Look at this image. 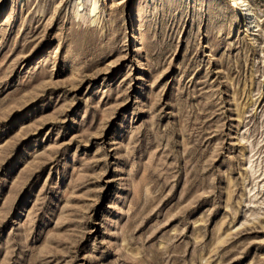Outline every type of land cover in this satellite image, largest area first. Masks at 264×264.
I'll list each match as a JSON object with an SVG mask.
<instances>
[{"label":"rangeland","instance_id":"374dc122","mask_svg":"<svg viewBox=\"0 0 264 264\" xmlns=\"http://www.w3.org/2000/svg\"><path fill=\"white\" fill-rule=\"evenodd\" d=\"M246 1L0 0V264H264Z\"/></svg>","mask_w":264,"mask_h":264},{"label":"bare ground","instance_id":"6f19581e","mask_svg":"<svg viewBox=\"0 0 264 264\" xmlns=\"http://www.w3.org/2000/svg\"><path fill=\"white\" fill-rule=\"evenodd\" d=\"M75 1L76 2H75L74 9L76 10V12H74V13H75V16L78 19V21L79 20H82L83 22L88 21L91 25L96 24V22L98 20V15H97L98 11H97V5H96L97 0H90L89 5H88V18H85L84 15H81V13H83V11L85 9L84 6H85L86 0H75ZM227 1L231 4H233L237 8L238 12H237V15L235 17V23H239L240 19H241V20H244L246 28H251V26L255 22V16H256L255 10L252 9L251 5L246 0H227ZM91 25H89V26H91Z\"/></svg>","mask_w":264,"mask_h":264}]
</instances>
